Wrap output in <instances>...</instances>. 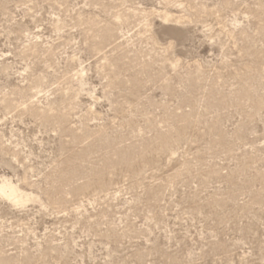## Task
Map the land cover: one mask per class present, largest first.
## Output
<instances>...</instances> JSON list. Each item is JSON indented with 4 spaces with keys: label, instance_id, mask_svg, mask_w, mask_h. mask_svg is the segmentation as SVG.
I'll return each mask as SVG.
<instances>
[{
    "label": "rangeland",
    "instance_id": "374dc122",
    "mask_svg": "<svg viewBox=\"0 0 264 264\" xmlns=\"http://www.w3.org/2000/svg\"><path fill=\"white\" fill-rule=\"evenodd\" d=\"M7 182L0 264H264V0H0Z\"/></svg>",
    "mask_w": 264,
    "mask_h": 264
},
{
    "label": "bare ground",
    "instance_id": "6f19581e",
    "mask_svg": "<svg viewBox=\"0 0 264 264\" xmlns=\"http://www.w3.org/2000/svg\"><path fill=\"white\" fill-rule=\"evenodd\" d=\"M0 194L11 202L19 205H24L29 201H33V198L21 193L19 189L15 188L10 183L8 184V182L1 186Z\"/></svg>",
    "mask_w": 264,
    "mask_h": 264
}]
</instances>
